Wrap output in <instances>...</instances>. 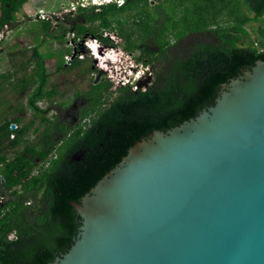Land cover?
<instances>
[{"label":"water","instance_id":"1","mask_svg":"<svg viewBox=\"0 0 264 264\" xmlns=\"http://www.w3.org/2000/svg\"><path fill=\"white\" fill-rule=\"evenodd\" d=\"M73 206L79 233L50 264H264V62Z\"/></svg>","mask_w":264,"mask_h":264},{"label":"trees","instance_id":"2","mask_svg":"<svg viewBox=\"0 0 264 264\" xmlns=\"http://www.w3.org/2000/svg\"><path fill=\"white\" fill-rule=\"evenodd\" d=\"M131 1L121 6L108 5L101 14L102 23L98 29L75 26L78 36L83 32L91 33L105 46L115 47L101 30L115 31L114 22L120 26L124 13L131 6L138 9L152 4L150 0ZM205 2V6L193 5L195 23L205 21L204 18L199 19V13L210 10L213 16L210 7L215 0ZM22 5V0H0V29L6 23L5 19L14 17ZM263 14L264 8L257 16ZM153 20L150 16L148 27L144 25L145 33L151 32ZM41 24L45 33L51 35L48 31L50 21L43 20ZM180 27V24L176 25V29ZM210 29L212 27L208 25L206 29L197 31L181 30L179 40L193 32H207L212 39L218 36V42L197 43L188 53L181 49L182 52L170 59L165 69L154 70V78L146 87L137 85L134 90L133 86L125 85L117 89L119 94L112 99L113 83L101 78L81 97L80 122L77 125H68L56 116L51 120L47 117L50 110L39 108L40 100L52 103L54 95V92L44 90L46 74L43 64L39 63L41 85L26 102L36 116H41V126L33 131L37 135L35 139L27 138L35 121L17 127L20 123L18 116L8 120L0 115V164L4 165L0 196L9 192L13 196V200L0 207V264H50L67 252L81 226V217L73 203H80L121 162L130 148L154 131L167 132L195 119L202 111L215 105L223 85L257 62H264V51L260 52L254 44L248 43L245 32L239 27L220 28L218 31ZM58 30L63 31V26ZM142 39H145L144 35ZM159 46L158 54L144 43L142 55L136 61L145 65L159 59L167 62V45L161 41ZM147 54L150 58L145 61ZM65 62L61 59L58 67H63ZM81 62L77 57L70 67ZM27 84L25 80L24 91L28 90ZM19 112L22 113L23 109ZM12 125L15 129H11ZM23 143L24 147L17 156L24 168L15 178L14 165L8 163L7 154ZM12 233L13 239L10 238Z\"/></svg>","mask_w":264,"mask_h":264},{"label":"rangeland","instance_id":"3","mask_svg":"<svg viewBox=\"0 0 264 264\" xmlns=\"http://www.w3.org/2000/svg\"><path fill=\"white\" fill-rule=\"evenodd\" d=\"M128 1L133 2L123 0L121 3L120 0H116L95 4L93 0H22L23 5L15 16L7 17L4 27L0 29V76H5L4 79L0 78V115L6 116L8 120L18 116L20 123L17 127L35 121L27 137L30 140L35 139L37 135H34L33 131L37 126H41V116L40 114L36 116L26 102L41 85V75L38 74L39 63L43 64L46 74L44 90L54 92L52 103L40 100L39 108L49 109L50 113L47 117L51 120L56 116L68 125H77L80 122L81 97L97 84V80L104 77L113 83V99L119 94L117 89L125 86L115 80L114 75L117 70H120V76L124 74L128 76L129 85L136 90L138 86L143 88L150 85L154 78V70L165 69L170 59H173L179 51L188 53L195 44L201 42L216 43L212 35L207 32H193L179 40L181 30L197 31L217 23V19L211 16L210 10L198 14L199 19H205L204 22L195 23L192 0H150L152 4L149 7L142 6L137 9L131 6L124 13L123 23L120 26L114 22L115 31L101 30L104 37L114 42L115 47L105 46L91 33L83 32L78 36L75 26L84 25L98 29L102 23L101 14L108 5L121 6ZM150 16L154 19L152 30L145 33ZM43 20L50 21L51 28L48 31L51 35H47L42 29ZM179 24L181 27L176 29V25ZM59 26H63L64 30H58ZM143 35L145 39H142ZM161 41L167 45L165 47L169 58L167 62L159 59L151 65H145L136 61V58L142 55L144 43L159 54ZM146 56L145 61L150 58V54ZM77 57L82 62L70 67ZM61 59L66 62L59 68ZM108 60L110 63L114 60L115 64L106 63ZM124 79L120 78V81ZM25 80L28 82L27 91L23 89ZM20 109H23L22 113L19 112ZM23 147L24 143L7 154L8 163L14 165L15 178L24 168L17 156V152ZM3 171L4 165L0 164V180ZM37 171L38 168L34 173ZM11 200L13 196L9 192L5 195L4 203Z\"/></svg>","mask_w":264,"mask_h":264},{"label":"crops","instance_id":"4","mask_svg":"<svg viewBox=\"0 0 264 264\" xmlns=\"http://www.w3.org/2000/svg\"><path fill=\"white\" fill-rule=\"evenodd\" d=\"M205 4V0L191 1V5L195 7ZM210 8L213 10L214 18L217 19V23L211 25V31L239 27L245 32L248 43L254 44L260 52L264 51V14L257 16V13L264 8V0H215ZM218 21H221V24ZM213 40L218 42V36L213 37Z\"/></svg>","mask_w":264,"mask_h":264},{"label":"built area","instance_id":"5","mask_svg":"<svg viewBox=\"0 0 264 264\" xmlns=\"http://www.w3.org/2000/svg\"><path fill=\"white\" fill-rule=\"evenodd\" d=\"M114 78L117 81V83H119L121 85H126L129 82V80H127V78H125L124 81H122V80L120 81V78H118L116 75H114ZM4 201H5V196H0V207L4 204ZM10 238L11 239L15 238L13 233L10 235Z\"/></svg>","mask_w":264,"mask_h":264},{"label":"clouds","instance_id":"6","mask_svg":"<svg viewBox=\"0 0 264 264\" xmlns=\"http://www.w3.org/2000/svg\"><path fill=\"white\" fill-rule=\"evenodd\" d=\"M120 2L122 3L123 2V0H120ZM94 52V51H93ZM106 63H109V64H115V61L113 60L111 63L109 62V60L106 62ZM119 72H120V70H117L116 71V76L117 77H119V78H127L128 76H126L125 74L124 75H122V76H120L119 75ZM128 84H130V81L126 84V85H128Z\"/></svg>","mask_w":264,"mask_h":264},{"label":"bare ground","instance_id":"7","mask_svg":"<svg viewBox=\"0 0 264 264\" xmlns=\"http://www.w3.org/2000/svg\"><path fill=\"white\" fill-rule=\"evenodd\" d=\"M114 1H116V0H93V2H94L95 4L110 3V2H114ZM98 53L100 54V57H101V53H100V51H98ZM98 53H97V54H98Z\"/></svg>","mask_w":264,"mask_h":264}]
</instances>
